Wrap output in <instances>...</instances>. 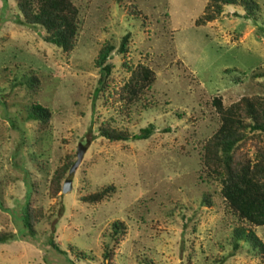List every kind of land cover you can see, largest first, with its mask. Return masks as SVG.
Segmentation results:
<instances>
[{
	"label": "rangeland",
	"instance_id": "obj_1",
	"mask_svg": "<svg viewBox=\"0 0 264 264\" xmlns=\"http://www.w3.org/2000/svg\"><path fill=\"white\" fill-rule=\"evenodd\" d=\"M70 1L77 29L63 52L43 41L41 26L17 22L14 0H0V231L13 233L0 242V264H105L106 250L112 264H264L243 239L231 249L238 228L264 246V225L233 213L220 177L203 162L219 125L212 98L264 103V0H251L249 18L235 0L203 21L209 0ZM105 43L111 69L95 95L94 59ZM139 66L151 71L148 84ZM32 103L48 111L44 124L26 117ZM149 123L145 139L99 134H136ZM245 134L234 153L264 157V132ZM78 142L85 149L68 173ZM66 165L60 189L66 178L70 188L50 195L52 173ZM108 185L98 202L79 199ZM26 202L36 212L33 235L21 221Z\"/></svg>",
	"mask_w": 264,
	"mask_h": 264
},
{
	"label": "trees",
	"instance_id": "obj_2",
	"mask_svg": "<svg viewBox=\"0 0 264 264\" xmlns=\"http://www.w3.org/2000/svg\"><path fill=\"white\" fill-rule=\"evenodd\" d=\"M235 0H209L207 7H212L210 12L205 11L203 19L200 21L210 20L215 13L220 12L222 4L233 3ZM244 12L243 17L252 16L253 2L243 0ZM16 8L21 13V18L16 17L19 24L27 26H41L44 30L43 41L59 47L61 51L68 52L74 41L77 29L76 14L77 9L70 0H14ZM127 34L121 36L117 46V52L125 50ZM112 46L105 43L98 50L94 59L95 65L99 69L97 86L94 88V94L102 90L104 78L111 69V64L107 60ZM137 70L138 77L143 83H149L152 78L151 71L139 66ZM135 74L132 73L131 80L136 85ZM28 85L34 83L35 79H28ZM215 111L218 114L219 125L213 134L204 144L203 162L206 167L216 172L220 177V191L224 201L238 217L243 218L253 225H264V163L263 156L253 161H245L239 155L234 153V148L246 136L245 130L264 132V103L259 96H240L236 101L223 106L220 99L216 96L211 101ZM28 119H38L44 124L48 118V111L43 106L32 103L27 111ZM152 131V124H147L139 130L138 133L127 135L123 132L112 130L108 127H100L99 134L109 140H127V139H145ZM69 165L56 169L49 180V194L54 195L60 189V178ZM113 190V186L108 185L99 190L84 194L79 197L83 202H98L104 196ZM28 202L23 205L21 221L23 228L28 235L34 234L33 222L36 220ZM113 235L116 234L121 223L114 221L111 224ZM234 239L231 242V249L234 251L238 248V239L249 242L252 247L260 250L261 257L264 255V246L256 238L251 230L235 229ZM13 237L12 232L0 231V242H5ZM114 239H118L115 237ZM53 247L55 244L50 242ZM103 257L108 260L105 264H112L110 251L106 250Z\"/></svg>",
	"mask_w": 264,
	"mask_h": 264
},
{
	"label": "water",
	"instance_id": "obj_3",
	"mask_svg": "<svg viewBox=\"0 0 264 264\" xmlns=\"http://www.w3.org/2000/svg\"><path fill=\"white\" fill-rule=\"evenodd\" d=\"M85 149V146L83 144H81L80 142L77 143L76 145V158L74 160V162L70 165V167L68 168V173H70L78 164L81 156H82V152ZM70 188V179L66 178L63 180L62 184H61V192H65Z\"/></svg>",
	"mask_w": 264,
	"mask_h": 264
}]
</instances>
